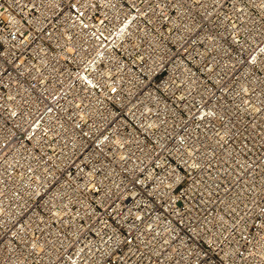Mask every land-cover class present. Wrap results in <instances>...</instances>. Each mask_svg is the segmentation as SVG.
<instances>
[{
    "label": "built area",
    "instance_id": "obj_1",
    "mask_svg": "<svg viewBox=\"0 0 264 264\" xmlns=\"http://www.w3.org/2000/svg\"><path fill=\"white\" fill-rule=\"evenodd\" d=\"M0 264H264V0H0Z\"/></svg>",
    "mask_w": 264,
    "mask_h": 264
}]
</instances>
